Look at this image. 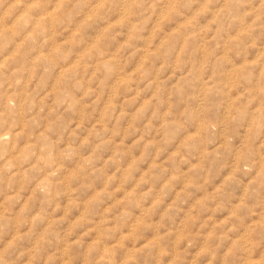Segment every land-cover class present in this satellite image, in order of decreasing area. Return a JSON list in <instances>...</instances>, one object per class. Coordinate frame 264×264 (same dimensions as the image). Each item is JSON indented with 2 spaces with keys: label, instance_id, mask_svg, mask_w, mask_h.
I'll list each match as a JSON object with an SVG mask.
<instances>
[{
  "label": "rangeland",
  "instance_id": "rangeland-1",
  "mask_svg": "<svg viewBox=\"0 0 264 264\" xmlns=\"http://www.w3.org/2000/svg\"><path fill=\"white\" fill-rule=\"evenodd\" d=\"M0 264H264V0H0Z\"/></svg>",
  "mask_w": 264,
  "mask_h": 264
}]
</instances>
